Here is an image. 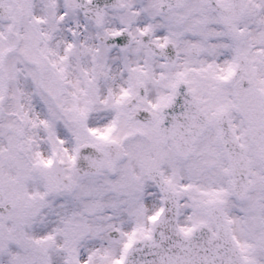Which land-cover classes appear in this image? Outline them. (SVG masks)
<instances>
[{
    "label": "snow or ice",
    "instance_id": "obj_1",
    "mask_svg": "<svg viewBox=\"0 0 264 264\" xmlns=\"http://www.w3.org/2000/svg\"><path fill=\"white\" fill-rule=\"evenodd\" d=\"M0 264H264V0H0Z\"/></svg>",
    "mask_w": 264,
    "mask_h": 264
}]
</instances>
